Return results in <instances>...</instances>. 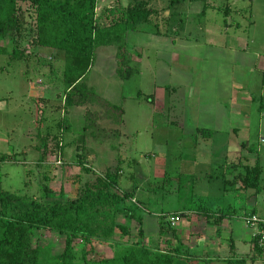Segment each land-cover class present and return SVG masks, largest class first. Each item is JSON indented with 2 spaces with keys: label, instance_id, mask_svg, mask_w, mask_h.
<instances>
[{
  "label": "rangeland",
  "instance_id": "1",
  "mask_svg": "<svg viewBox=\"0 0 264 264\" xmlns=\"http://www.w3.org/2000/svg\"><path fill=\"white\" fill-rule=\"evenodd\" d=\"M170 1L154 0L152 7L158 14L125 36V49L133 58L127 68L136 71L130 79L124 78L125 69L118 65L117 46H111L97 50L82 82L84 89L122 113L115 126L118 135L112 134L107 141L86 140L89 163L100 175L121 168V189L138 188L148 243L159 240V217L153 215L194 206L192 193L198 200L206 199L208 207L233 206L240 216L256 210L264 217V193L256 203L252 191L248 197L235 190L225 195L222 190V176L232 180L258 158L264 169V98L260 97L264 96V0H207L212 8L205 15L204 2L185 0L170 9ZM118 3L128 8L131 0H98L97 15ZM21 7L23 32L18 48L24 57H14L11 33L0 38V157H8L0 162V193L40 200L42 187L47 185L56 197L75 198L86 179L80 180L77 162L84 145L87 107L68 104L63 82L65 52L36 43V16L29 5ZM168 86L178 87L179 92L172 96ZM245 116L250 118L249 125L241 123ZM65 119L71 128L61 132L64 160L58 164L57 143L46 135L49 130L58 134V123ZM203 127L210 133L198 134L197 128ZM234 128L240 132L234 133ZM38 131L42 133L39 138ZM42 140L47 146L44 150ZM243 144L248 147L241 149ZM203 163L211 168L203 169ZM193 173L195 180L189 176ZM212 175L221 177L210 181L207 177ZM192 219L181 216L173 228L181 232L185 245L217 258L214 264L225 263L221 259L230 255L233 237L238 255L250 252L251 231L242 218L226 222V229L228 225L231 230L225 229L221 237L214 235L215 226L202 217ZM119 221L132 228V238H125L123 244L135 242L140 226L124 217ZM166 240L179 246L173 234L163 238V246ZM40 242L63 251V239L57 234L43 233ZM74 247L79 257L86 249L90 260L114 255L110 246L100 243L92 251L81 240ZM247 264H264V258Z\"/></svg>",
  "mask_w": 264,
  "mask_h": 264
},
{
  "label": "trees",
  "instance_id": "2",
  "mask_svg": "<svg viewBox=\"0 0 264 264\" xmlns=\"http://www.w3.org/2000/svg\"><path fill=\"white\" fill-rule=\"evenodd\" d=\"M184 1L171 0L169 8ZM190 1L204 2L202 15L212 8L207 0ZM153 2L154 0H131L128 8L118 3L117 7L104 10L99 17L98 0H0V38H6L11 33V41L15 45L14 57H24V53L18 48V41L23 32L21 4H27L36 16V43L43 48L65 52L63 82L68 104L87 107L84 136L81 137L84 145L82 153H78L80 156L77 162L82 170L80 180L86 179L75 198L64 195L56 197L47 185L42 187L43 198L40 200L20 194L0 193V264H214L217 261V258L208 256V253L185 245L169 217H187L183 214L196 213L209 225L217 227V233L221 234L220 227L224 221L239 218L237 208H225L221 205L211 208L206 199L198 200L192 193L191 205L194 206L185 205L181 210L161 214L158 218L159 240L148 243L142 214L144 209L136 195L138 188L131 191L121 189V168L115 172L108 170L105 175H100L89 163L86 140L107 141L112 134L118 135L120 131L116 127L120 124L122 113L112 104L84 89L82 82L91 71L97 50L111 46H117V62L120 68L125 69L124 78L130 79L133 76L136 71L131 67L127 68L133 58L125 49V36L137 31L139 26L150 23L153 16L158 14L152 7ZM225 12L229 15L231 9L228 7ZM166 90H170L172 96L179 92L178 87L168 86ZM66 121L65 119L66 125L64 121L58 123L60 134H52L49 130L46 135L48 140L57 143L59 161L64 160L65 149L61 132L71 128ZM104 123L116 127H106ZM197 133H205V130L199 129ZM41 134L38 131V138ZM42 145V149H46L44 140ZM250 150L253 154L256 153V150ZM7 159V156L0 157V162ZM237 168L235 166L234 169ZM263 173L264 169L258 158L254 166H245V170L232 180L227 175L222 176V190L225 195L234 190L240 195H248L252 191L253 199H258L264 193ZM220 177L212 175L207 178ZM179 188L178 186V191ZM245 214L257 215V211ZM119 217L140 226L135 242L123 244L125 238H132V228L121 223ZM46 232L57 234L63 239L62 252H58L50 244H41V237ZM170 234L178 241V247L173 246L171 240H166V245L163 246L161 241ZM76 240H81L86 248L90 246L91 251L95 244L108 245L113 249L114 255L112 258L90 260L85 249L79 257L74 247ZM230 241L232 256L221 259L224 264H247L248 260L254 263L258 258H264L254 239L250 257L234 254V241Z\"/></svg>",
  "mask_w": 264,
  "mask_h": 264
},
{
  "label": "crops",
  "instance_id": "3",
  "mask_svg": "<svg viewBox=\"0 0 264 264\" xmlns=\"http://www.w3.org/2000/svg\"><path fill=\"white\" fill-rule=\"evenodd\" d=\"M166 40H169L170 42H171V44H173V43H176V40L175 39H166ZM246 47V46H245ZM239 50H242V51H245L246 49L245 48H243V49H241V48H239ZM261 65H262V71H263V73H264V68H263V65H264V59H262V62H261ZM261 98H264V96H260ZM237 99H239V98H236L235 99V102L233 103V105H235L236 104V101H238ZM189 107V106H188ZM236 107L237 108H239V105L237 104L236 105ZM195 118L198 116V114H194L193 115ZM222 120V119H221ZM242 121H241V123L243 124V125H249L250 123H251V121H250V118L249 117H247V116H245V117H242V119H241ZM209 122V121H208ZM221 122V121H220ZM197 129H202V128H197ZM203 129L205 130V131H207V132H209V128L207 127V128H204L203 127ZM233 131H234V133H238V132H240V129H238V128H234V129H232ZM250 130V128H248V131ZM197 131V130H196ZM196 131L195 132H192V136H193V134L194 133H196ZM210 133V132H209ZM229 133V132H228ZM222 134V133H221ZM191 136V137H192ZM193 139V138H192ZM243 147L244 148H247L248 146H246V145H242L240 148L241 149H243ZM239 148V149H240ZM238 152V151H237ZM250 152V151H249ZM227 164H229V163H227ZM202 165V167H203V169H205V168H207L208 169V165L206 164V163H203V164H201ZM220 166V165H219ZM225 166H226V164L225 165H223V166H221L223 169H225ZM211 168V166L209 167V169ZM210 171V170H209ZM159 173H161L160 171H159ZM194 175H196V173H193V175H189V176H194ZM211 181V180H210ZM257 200L258 199H255V202L257 203ZM160 215L161 214H155V215H153V216H155V217H160ZM183 215H187V218L188 219H192V218H195V217H197V216H199V215H197L196 213H184ZM240 216V215H239ZM243 215H241L240 216V218H238V219H241L242 220V222H243V224H245L244 223V221H243V217H242ZM193 220V219H192ZM229 221H231V220H226V221H224L223 222V224H222V226L220 227V229L222 230L220 233L221 234H218L217 233V230H218V228L217 227H215V233H214V235L215 236H217V237H221V236H223L224 235V233L225 232H227L226 230H228V229H230L231 230V227H229L228 225H227V229H226V225H225V223L226 222H229ZM245 226H246V224H245ZM212 227V226H211ZM248 228V227H247ZM226 229V230H225ZM249 229V228H248ZM160 230V229H159ZM225 230V231H224ZM178 231V230H177ZM249 231H251V235H250V252L249 253H245L243 256L244 257H250L251 255H252V253H253V232H252V230L251 229H249ZM178 233H180V235H181V232L179 231ZM232 234H234L233 233V231H232ZM233 236V235H232ZM231 236V237H232ZM241 236V235H240ZM233 241H234V237H233ZM172 245H173V242H172ZM221 245H223V244H221ZM234 246H235V251H234V254H237L238 255V252H236L237 251V246H236V244H235V242H234ZM195 249H196V247H195ZM231 250V249H230ZM230 256H232V252H230V255L228 256V257H230ZM240 256H242V255H240ZM228 257H226V258H228Z\"/></svg>",
  "mask_w": 264,
  "mask_h": 264
},
{
  "label": "built area",
  "instance_id": "4",
  "mask_svg": "<svg viewBox=\"0 0 264 264\" xmlns=\"http://www.w3.org/2000/svg\"><path fill=\"white\" fill-rule=\"evenodd\" d=\"M58 164H61V162L59 161ZM180 219L181 217L176 215L169 217V221L172 225H176ZM243 221L246 226L252 230L256 246L264 257V217L244 214Z\"/></svg>",
  "mask_w": 264,
  "mask_h": 264
}]
</instances>
